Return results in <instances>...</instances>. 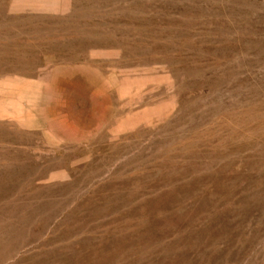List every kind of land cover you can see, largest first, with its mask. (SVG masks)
<instances>
[{"label":"rangeland","instance_id":"rangeland-1","mask_svg":"<svg viewBox=\"0 0 264 264\" xmlns=\"http://www.w3.org/2000/svg\"><path fill=\"white\" fill-rule=\"evenodd\" d=\"M0 264H264V0H0Z\"/></svg>","mask_w":264,"mask_h":264}]
</instances>
